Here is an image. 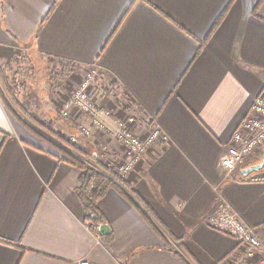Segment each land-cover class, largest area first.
I'll return each mask as SVG.
<instances>
[{"label": "crops", "instance_id": "0c3cea01", "mask_svg": "<svg viewBox=\"0 0 264 264\" xmlns=\"http://www.w3.org/2000/svg\"><path fill=\"white\" fill-rule=\"evenodd\" d=\"M21 52L44 71L47 59L98 66L170 140L136 159L130 194L112 187L98 201L111 231L101 234L80 197L83 171L50 141L64 144L16 119L21 93L12 106L0 76V264H218L239 245L210 222L220 202L264 235V182L241 172L264 147L231 177L221 166L264 92V0H0V62ZM40 98L36 114L77 133ZM112 102L101 101L110 129L125 114ZM107 133L74 147L89 164L129 160Z\"/></svg>", "mask_w": 264, "mask_h": 264}, {"label": "built area", "instance_id": "2783aa9c", "mask_svg": "<svg viewBox=\"0 0 264 264\" xmlns=\"http://www.w3.org/2000/svg\"><path fill=\"white\" fill-rule=\"evenodd\" d=\"M71 64L74 65L72 74L84 72L81 80L77 83L78 86L75 91L63 101L62 109L60 110L61 116L65 119L75 120L74 116L77 115L79 120H81H75L78 124V131L75 135L69 137L68 142L70 145H76L80 136L90 137L100 131L112 132L113 136L126 148L129 155V160L118 168V172L122 176H126L135 167L136 159L146 153L154 144L158 142L167 143L170 140L169 136L158 126L148 130L149 132L143 138L136 134L133 131V126L139 121H144L145 118H142L143 116L137 111L134 103L132 101L128 103L125 100L120 88L114 94L109 92L108 87L103 88L100 82L103 81L104 74L98 66L80 67L77 64ZM103 98L112 100L114 106L123 108L125 112L123 116L116 118V126L112 129L109 128V124L104 120L106 116L111 114V110L105 108V104L101 103ZM132 104L135 109L132 108ZM249 114L238 126L227 152L228 154L221 159V166L225 169L226 176H233L238 166L243 164L249 155L259 151L261 153L263 150L264 92L254 100L251 113ZM81 117H83V120ZM246 179L256 183L264 182V168L257 172H252L246 176ZM220 203V206L210 217L211 224L216 229L236 238V241L245 245L246 249L236 259L235 264H245L247 259L260 254L261 259L255 264H264V243L260 239L257 229L245 223L242 216L231 205L224 202ZM87 226L96 228L89 222ZM76 264L91 263L89 260L81 259Z\"/></svg>", "mask_w": 264, "mask_h": 264}, {"label": "rangeland", "instance_id": "374dc122", "mask_svg": "<svg viewBox=\"0 0 264 264\" xmlns=\"http://www.w3.org/2000/svg\"><path fill=\"white\" fill-rule=\"evenodd\" d=\"M17 57L18 59L15 60L16 62L14 64L12 63V65L4 62L2 64L4 65L6 70V73L4 74H6V78L8 79L11 86V89L10 90L7 89V93L5 92L6 95L5 99L10 101L12 103V106H14V101L10 98L14 95V92H16L17 94L21 93L19 94L21 95L20 99H22L25 106L24 107L22 105L20 110H18L20 113L15 114L16 119L18 118L23 124L31 123L35 125L37 128L47 133V135H50L51 132H55V136L53 134H51L50 136L54 137L58 141H60V138L57 135L59 133L60 135H62L63 140L69 143L68 142L69 137L75 135V133L73 134V132L71 131H67L65 133L63 131H57L53 129L52 127H50V124L46 123L47 120L43 119L44 117H41L38 114H36L34 110L40 111L41 109H43L41 108V106H39L41 104L40 101H42V98H40L41 100H38L37 98L43 97L45 96V94L48 93V98H51L49 100H52L53 103L51 104L53 107L52 109L55 110L56 114L62 117L60 114V110L62 109L63 101L75 91L76 87L78 86L77 83L81 80L84 71L81 73L79 72L78 74H72L74 65H72L71 63L66 61H53L49 59L46 60L47 69L44 71V70H40V68L36 69L34 63L32 61L27 60L28 57L26 54H24V52L18 54ZM103 74H104L103 81L100 82L102 83L103 88L108 87L109 92L112 94L118 92L119 86L115 83L109 82L107 73H103ZM123 95L125 100L128 103H130L131 100L125 94ZM131 106L133 109H135L133 104ZM74 118L77 121H81L79 120V117H77V115H75ZM81 119L83 120V117H81ZM66 120L72 121L73 124L75 123L74 125L76 129H78V124L75 120L72 119H66ZM41 124H43L44 126H42ZM150 126L151 125L148 121L142 120V122L139 121L133 126L134 129L133 131H135L136 134H138L140 137L143 138L146 135V132L144 131L150 130L151 129ZM100 132L109 134L106 131H100ZM114 156L115 158H113ZM125 161L127 160L119 159L116 157V155H113L111 153V156L108 157V159L106 160V165L111 167L112 168L111 170H113L114 173L126 179L127 176H122L118 172V168H120V166ZM91 163L93 162L91 161ZM243 164L238 166L237 168L238 172L240 168H244L242 167ZM220 204L221 203H219L218 206L215 207L212 214L215 213L216 209L220 206ZM211 215L209 216L211 217ZM258 235L260 236V239L264 243V235L262 234L261 236L259 232ZM245 250H246L245 245L239 244V246L235 251H233L226 259L220 261L218 264H235L236 259H238L242 254V252H244ZM259 259H261V254L247 259L245 261V264H255Z\"/></svg>", "mask_w": 264, "mask_h": 264}, {"label": "trees", "instance_id": "16d2710c", "mask_svg": "<svg viewBox=\"0 0 264 264\" xmlns=\"http://www.w3.org/2000/svg\"><path fill=\"white\" fill-rule=\"evenodd\" d=\"M4 73H6L5 67L0 62V76L5 83V87L10 90V83ZM41 125L44 126L43 124ZM51 134L55 136V132H51ZM57 135L60 138V142L65 146L61 147L55 145L54 141H50L51 145L61 152L63 160L75 165L83 171L80 197L85 204V209L88 211V220H90L92 224L98 226L99 224H102L104 220V217L97 209V203L103 195H106L107 191L112 187L119 188L124 194L127 193L125 190L130 194L132 189L129 188L128 183L126 182L127 180L114 173V171L111 170V167L97 162L95 164H89L90 157L86 151L74 147L75 145H70L63 140L62 135L59 133ZM41 136L45 138V140H48L45 135L41 134ZM68 148L74 150L77 155L71 152L70 149L68 150Z\"/></svg>", "mask_w": 264, "mask_h": 264}, {"label": "water", "instance_id": "95a60500", "mask_svg": "<svg viewBox=\"0 0 264 264\" xmlns=\"http://www.w3.org/2000/svg\"><path fill=\"white\" fill-rule=\"evenodd\" d=\"M263 168H264V160L261 163L249 166L248 168L242 170L241 172H242L243 176L246 177V176L250 175L252 172H257ZM99 229H100L101 234H104V235L110 234L109 232H111L110 227L107 223L101 224Z\"/></svg>", "mask_w": 264, "mask_h": 264}]
</instances>
